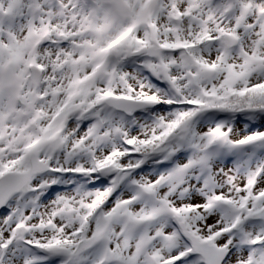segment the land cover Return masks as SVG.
Here are the masks:
<instances>
[{
    "label": "snow or ice",
    "instance_id": "snow-or-ice-1",
    "mask_svg": "<svg viewBox=\"0 0 264 264\" xmlns=\"http://www.w3.org/2000/svg\"><path fill=\"white\" fill-rule=\"evenodd\" d=\"M0 264H264V0H0Z\"/></svg>",
    "mask_w": 264,
    "mask_h": 264
}]
</instances>
